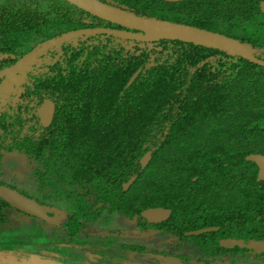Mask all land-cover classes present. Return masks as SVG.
Segmentation results:
<instances>
[{
    "label": "trees",
    "instance_id": "16d2710c",
    "mask_svg": "<svg viewBox=\"0 0 264 264\" xmlns=\"http://www.w3.org/2000/svg\"><path fill=\"white\" fill-rule=\"evenodd\" d=\"M102 1L138 16L249 41L264 60V40H259L264 24H257L264 17V0ZM23 6L29 22L17 27L19 35L7 6L0 9L1 54L31 36H39L41 46L87 28L84 19L92 18L65 0H23ZM24 45L22 52L28 53L32 47ZM39 57H52L46 83L54 84L58 118L52 129H43L32 108H22L17 130L0 125V161L20 151L31 161L41 190L56 187L61 193L74 187L67 193L71 203L63 196L45 197L53 209H69L68 233L56 230L47 242L64 249L70 242L87 245L83 232L108 215L143 219V211L162 207L175 211L179 225L174 234L201 228L192 218L205 210L213 224L226 221L233 229L264 231V182L258 181L257 165L247 161L264 155L263 67L187 42L110 36L78 37ZM149 152L152 161L143 169L141 161ZM131 178L136 182L125 191ZM2 208L11 207L0 201V241L17 246L8 251L13 256L30 252L25 249L33 245L16 242V226L3 220ZM115 253L129 257L119 247Z\"/></svg>",
    "mask_w": 264,
    "mask_h": 264
},
{
    "label": "flooded vegetation",
    "instance_id": "af4514ba",
    "mask_svg": "<svg viewBox=\"0 0 264 264\" xmlns=\"http://www.w3.org/2000/svg\"><path fill=\"white\" fill-rule=\"evenodd\" d=\"M99 1L111 5L108 2H104L102 0ZM163 1L167 2L165 0ZM167 3H174V2H167ZM177 3H181V2H177ZM4 5L7 6V9L5 10L11 13L12 15V20L15 24L13 28H17V27L22 28L23 26H25V23L27 24L29 22V19L26 18V14H30V13L25 10V7L23 6V0H0V9H3L2 7ZM119 5H121V3ZM114 7L120 8L118 6H114ZM260 10H261V6H260ZM3 13L4 12L0 14V19H4ZM89 15L92 18L84 19V23L89 25V27L77 31L109 29V30H115L121 32L122 31L130 32L128 29H125L121 26L112 24L108 21L95 17L91 14ZM94 18L99 20H96ZM257 24H264V19H262V21ZM20 28H17L14 34L19 35ZM245 34H247V32H245ZM85 36L87 37L110 36V37L118 38L116 36L109 34L83 35L79 37H85ZM38 37L39 36L37 35L31 36V38L28 41H26V44L28 43V45L32 47V49L28 51V53L22 52L23 50L22 45L24 44V41L22 40L18 44V48L13 50L10 49L11 51H9L10 52L9 54L6 52L4 54L0 53V125L5 126L11 130L16 129V125L21 121L20 112L24 107L32 108V114L36 116L39 125L43 129H49V130L52 129L58 118L59 108L57 102L54 99V96L52 95V90H51L53 89L54 84L52 85L53 87H50L46 83V79H49L46 78V76L49 75L50 63H52V61L50 60L52 59V57L40 58L39 56L41 55H38L36 58L33 59L32 62L28 64L24 72H19L10 76L7 75V72L16 68V66L26 56L35 52V51L32 52V50L36 49L37 47L38 49L41 47L39 46L41 44L40 43L41 41H39L40 37L39 38ZM118 39L122 41H133V40H123L121 38ZM133 42H137V41H133ZM245 42L251 44V42L249 41H245ZM3 49L4 48L2 47V50ZM48 51H46L45 53H47ZM45 53H43L42 55H44ZM44 106H46L50 111L53 112V118L49 125L44 124L40 112V110H42ZM11 154H21L24 157L25 164L23 165L22 170L27 171L26 172L27 176L31 175L30 177L34 178L33 179L35 184L34 189H32V187L25 188L24 186L22 188V190H25L24 193L19 189V185L15 183V180L13 181L8 177L9 172L14 168L9 170V167H7L5 160L7 156ZM151 161L152 159L150 160V162ZM150 162L146 165V167H143L142 165L143 169H146L149 166ZM3 176H7V177L4 178ZM133 179L134 178H131L129 182L124 184L125 191L131 189L132 186L135 184L136 178L134 182L130 184ZM3 180L6 183H4ZM8 181L10 182V185L7 184ZM37 181L38 180L34 175L31 161L27 160L22 152L13 151L12 153L6 154L5 157L0 161V184L3 186H7L13 190H16L23 196L31 200H34L38 204L44 206L48 210V213L51 217L58 215L61 224L59 226L48 224L47 222L39 218L20 212L16 208L12 207L8 203L0 199V201L6 203L11 207L8 209L6 208L1 209L3 220L4 221L9 220V225L17 226L18 223H21L20 221H22V219L25 218H29L31 220L34 219L36 222L45 224V226L48 225L49 227L54 229L58 228L57 231L59 232V234L64 236L65 233H68L67 229H65V224H66L65 212H68L69 209L68 207H65L66 208L65 209L64 207H59V206L57 207L60 208V210L53 209L52 207L48 206L45 203L46 202L45 197L49 194H53V198L54 200H56L57 198L63 196L66 203L67 202L71 203V201L67 196V193L74 190V187L69 185L65 187L66 190H64L63 192L61 191V193H59L60 191H58L56 187L51 188L50 190L49 189L41 190L38 187ZM75 192H77V194L83 193V191L79 189H76ZM87 199H89V197ZM97 204L99 205V202ZM151 209H156V208H151ZM162 209L170 211V213L168 214V216H166V219L164 221L157 224H151L150 222H148V220H146V218L143 217V212L147 210L143 211L141 214L143 219H129L126 217L120 218L128 221V224L131 225V228L127 230L124 228L117 231V228L120 227L119 224H121L118 222V225L115 227V231L112 232H117L118 236L122 235V239L119 245L118 246L116 245L113 250L101 244L103 242L100 240H103V237H100L98 239L99 241L96 239V236L98 235L100 236L101 232H103L100 230V228H104L103 222L105 219H101L100 221H98L96 227L91 229L92 231L88 230L85 233L83 232V235H81L82 236L81 239L85 236L84 240H87L90 243L91 241H98L97 244L100 245L98 247L101 254H107L108 256L112 257L114 260H116L115 263L117 264H138V262L143 264H165L167 262H174V264H264V250H261L260 247L254 246L256 242L264 241V231L258 228L253 229L248 226H242L233 229V227L230 224H228V222L226 221L223 222L219 221L220 223L213 224L215 223L214 220L212 219V217H210V213H207V211L205 210L203 211L202 214H198L197 216H194L195 218H192V220L198 225H200L201 228L188 229L183 233V235L174 234L176 233V231H174L173 227L179 225L178 221L174 220L175 211L173 209L166 207H162ZM94 215L97 216L96 213H94ZM103 216L106 217L107 215H103ZM108 216H111V214ZM112 216H116V214ZM14 222H16V224H14ZM108 222H110V220ZM206 229H212V231L199 235H192V233L194 232L203 231ZM138 231H140L142 235L149 236L150 239H148L145 242L132 239L131 237L136 236ZM46 232L48 234V231ZM86 235H93V236L89 237L88 239ZM107 237L112 238L111 236H107ZM151 237H154L155 240L151 239ZM156 238H161L162 242L161 243L157 242ZM227 240L237 241L242 243V245L236 248L221 247L220 244L223 241H227ZM20 241L26 243L24 239L21 237L18 238L16 242L20 243ZM7 242L8 240L3 238V241L2 240L0 241V249L1 247H4V245H7ZM27 242L33 243L35 241L28 239ZM55 244L57 246H60L59 243L55 242ZM73 244H75L76 246L78 245L76 243L70 242L69 244H67V246L72 247ZM85 246H86L85 249L83 250L81 249V251L84 253L87 251L86 252L87 255L91 253V251L90 248L88 247V244ZM70 247L69 249H71ZM116 247H119L122 250V252H124L123 254L129 257L128 258L121 256L119 257L120 254L115 253ZM104 248H109L110 250H104ZM105 251H107V253H105ZM33 252L34 251H30V252L22 251L20 253L25 254V253H33ZM92 252L99 253V251H92ZM50 254L51 256H53L52 258L54 260H58L63 264H67L59 256L60 254L58 253L57 254L50 253ZM24 258H19L16 261H14L13 257L9 256L5 264H10L11 260L13 261L12 262L13 264H20L24 262V260H22ZM140 258L143 260H141Z\"/></svg>",
    "mask_w": 264,
    "mask_h": 264
},
{
    "label": "water",
    "instance_id": "95a60500",
    "mask_svg": "<svg viewBox=\"0 0 264 264\" xmlns=\"http://www.w3.org/2000/svg\"><path fill=\"white\" fill-rule=\"evenodd\" d=\"M70 4L84 10L85 12L108 21L112 24H116L125 29H128L130 32L124 31H115V30H84L71 32L64 36H61L53 41L47 42L34 53L26 56L17 66L11 71L7 72V75H14L19 72H24L26 67L30 62L33 61L38 55H42L46 51L61 46L62 44L83 35H95V34H109L121 38L123 40H133L142 43H154L162 40L170 41H181L191 44L200 45L203 47L212 48L219 50L221 52L227 53L230 56L241 57L245 60L256 64L258 66L264 67V60L258 58L257 49L254 48L251 44L242 42L238 39L226 36L224 34L209 31L192 25H187L183 23H176L167 20H159L156 18H148L138 16L132 13H128L125 10L120 8L105 4L99 0H65ZM167 2H182L185 0H165ZM261 11L264 14V1L260 4ZM136 31V32H135ZM140 71L132 78L129 85H131L136 78L138 77ZM43 122L45 125H49L53 118V112L50 111L46 106L40 110ZM152 159V153L149 152L142 159L143 167L150 162ZM247 161L255 163L259 168V181H264V155L254 154L247 158ZM135 178L131 181L130 184L134 182ZM0 199L16 208L22 213L31 215L33 217L39 218L48 224L59 226L61 224L60 218L58 215L51 217L48 213V210L31 200L18 191L13 190L7 186L0 184ZM170 211L164 210L162 208L149 209L143 212V217L148 220L151 224H157L166 219V216ZM212 231V229H206L203 231H198L192 233V235H199ZM242 243L227 240L223 241L221 247L236 248L240 247ZM255 247H260L261 250H264V241H259L254 244ZM2 252V251H1ZM0 252V260H7L9 256L13 258L12 254H6ZM6 254V255H5ZM23 263L27 262V259ZM1 263L3 261H0Z\"/></svg>",
    "mask_w": 264,
    "mask_h": 264
},
{
    "label": "rangeland",
    "instance_id": "374dc122",
    "mask_svg": "<svg viewBox=\"0 0 264 264\" xmlns=\"http://www.w3.org/2000/svg\"><path fill=\"white\" fill-rule=\"evenodd\" d=\"M261 19L262 18H260V20ZM260 30H262L261 31L262 34L260 35L259 40L262 41L264 40V33H263L264 27H262ZM248 36L251 37L250 32H248ZM24 42H26V40ZM27 45L28 43L25 45V47ZM5 162L7 164V167H9V170L14 168L9 172L8 177L13 181L15 180V183L19 185V189L21 191L25 193V190H22L24 186L25 188L32 187V189H34L35 187L34 180H33L34 178L30 177L31 175L27 176L26 175L27 171L22 170V167L25 164V159L21 154H11L7 156ZM3 177L5 178L7 176H3ZM3 182L6 183L4 180ZM7 184L10 185V182L8 181ZM120 218L121 217H119V215H116V216H110L104 220L103 222L104 228H100V230L103 232H101L100 236L99 235L96 236L97 240L100 237H103V240H100L103 242V246L111 248V247H115L116 245L117 246L119 245L122 239V235L118 236L117 232H112V231H115V227L118 225V222L121 224H119L120 227L117 228V231L124 229V228L126 230L131 228V225L128 224V221L120 219ZM109 220L110 222H108ZM20 222L21 223H18V225L16 226V229H17L15 230L17 232L16 237L18 238L21 237L24 239L26 243H28L27 241H28L29 236L31 235L37 236V239L35 240V242L28 244V246L33 245L32 248L30 249H25L26 247L23 248L25 250L34 251L33 253H25V254L22 253L20 254L21 257L16 256V258L15 257L13 258L14 261H16L19 258H24V257H25L24 259H27L26 263H20V264H63L59 262L58 260L55 261L52 258L53 256H51L50 253L60 254L59 256L67 264H117L115 263L116 260H114L112 257L108 256L107 254H101L99 247H98L100 245L97 244L99 240L91 241V243L88 242V247L90 248L91 253L86 255L87 251L85 253L81 251V249L83 250L86 247L84 244H78L77 248L75 246H72L70 247L71 249L68 250L64 248H59L57 247L56 244H53L52 242H47V240L51 239L53 232L54 231L56 232L58 228H55L56 229L55 230L54 228H51L48 225L45 226V224L36 222L34 219L31 220L29 218L22 219V221ZM46 231H48L47 235L45 234ZM41 236H44V237L46 236V237L43 238ZM107 236H111L112 238H108ZM131 238L136 239L141 242H145L148 239H150L149 236L142 235L140 231L137 232L136 236H132ZM151 239L155 240L154 237H151ZM156 241L161 243L162 239L156 238ZM9 247L12 249L10 250ZM16 248L17 246L4 245V247H1L0 252L2 251L3 253L10 254V252L8 251H12V250L14 251ZM73 249H76V250H73ZM92 251H99V253H95ZM0 261H3L2 262L3 264L6 263V260H0ZM12 262L13 261L11 260L10 264H13ZM2 263L0 262V264ZM138 264H143V263L138 262ZM165 264H174V262H167Z\"/></svg>",
    "mask_w": 264,
    "mask_h": 264
}]
</instances>
